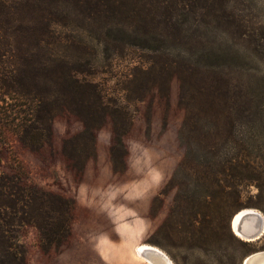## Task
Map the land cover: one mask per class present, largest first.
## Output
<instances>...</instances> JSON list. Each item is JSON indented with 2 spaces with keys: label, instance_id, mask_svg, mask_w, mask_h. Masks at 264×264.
<instances>
[{
  "label": "trees",
  "instance_id": "1",
  "mask_svg": "<svg viewBox=\"0 0 264 264\" xmlns=\"http://www.w3.org/2000/svg\"><path fill=\"white\" fill-rule=\"evenodd\" d=\"M209 5L211 0H0V145L7 131L38 152L52 144L53 120L67 115L81 128L62 139L60 151L80 176L96 158L97 131L109 121L107 156L111 170L121 173L133 118L127 97L141 101L155 92L167 100L175 76L183 154L168 182L175 184L174 202L186 210L175 224L166 215L150 241L160 245L158 237L172 233L189 241L221 240V223L229 232V210H264V156L256 155L253 134L239 130L264 123V91H244L239 75L229 86L214 60L224 50L205 46V32L187 25L203 18ZM130 47L146 52L148 60L132 67L122 102L83 75L94 67L96 48L112 59ZM175 173L184 178L182 188L173 181ZM248 185L256 193L243 201ZM167 190L152 197L149 212L160 208ZM74 205L73 198L0 171V264H27L20 239L27 228L34 229L44 253L67 244Z\"/></svg>",
  "mask_w": 264,
  "mask_h": 264
},
{
  "label": "rangeland",
  "instance_id": "2",
  "mask_svg": "<svg viewBox=\"0 0 264 264\" xmlns=\"http://www.w3.org/2000/svg\"><path fill=\"white\" fill-rule=\"evenodd\" d=\"M202 10L203 18L187 25L205 32L201 35L205 46L213 47L214 51L224 50V54L214 58L222 67L216 70L227 74L229 86L231 77L239 75L244 91H264V0H211V6ZM196 13H201L200 9L196 8ZM144 55L146 52L130 47L110 59L102 57L96 48L94 67L83 76L100 83L108 95H117L125 102L126 79L133 66L147 64ZM179 84L173 76L167 100L155 92L141 101L127 97L133 118L124 137L127 156L126 168L121 173L111 170L107 156L109 121L97 131L96 158L86 162L80 176L67 167L60 151L62 139L81 128L74 118L56 117L52 123V144L38 152L23 147L13 134L4 133L0 171L18 173L39 188L75 201L71 237L59 250L42 252L34 229H25L20 239L26 247L27 264H147L134 252L139 243L158 247L172 264H241L247 255L264 250V231L254 241L241 240L232 232L230 218L236 209L228 211L229 232L221 228L222 223L219 226L221 240L213 237L209 242L189 241L181 233H172L169 238L158 237L160 245L150 241L166 215L175 224L180 212L186 210L180 208L183 204L174 202L175 184L168 182L183 154L177 140L183 117L178 104ZM239 130L253 134L258 144L256 155L264 156V123H251ZM183 179L176 173L173 177L179 188ZM162 188L168 190L161 197L160 208L149 212L150 200ZM243 191L244 201L256 193V188L248 185ZM249 208L256 209L264 218V210Z\"/></svg>",
  "mask_w": 264,
  "mask_h": 264
},
{
  "label": "bare ground",
  "instance_id": "3",
  "mask_svg": "<svg viewBox=\"0 0 264 264\" xmlns=\"http://www.w3.org/2000/svg\"><path fill=\"white\" fill-rule=\"evenodd\" d=\"M239 219V220H237ZM238 221V222H237ZM233 233L235 236L245 241H254L258 235H261L264 231V218L262 214L254 208H243L234 215L233 222ZM155 247L150 244H139L134 248L135 254L143 259L147 264H152L148 257L143 255L144 247ZM153 264H158L154 257H150ZM251 259H243L244 264H251ZM164 264H169L164 262ZM172 264V263H171ZM258 264H264V261L258 262Z\"/></svg>",
  "mask_w": 264,
  "mask_h": 264
},
{
  "label": "water",
  "instance_id": "4",
  "mask_svg": "<svg viewBox=\"0 0 264 264\" xmlns=\"http://www.w3.org/2000/svg\"><path fill=\"white\" fill-rule=\"evenodd\" d=\"M236 213H234L232 215L231 219H230V228H231L232 232H234L233 231L232 222H233L234 215ZM237 220H239V219H237ZM259 237H260V235H258L256 237V239H258ZM142 250H143V255L145 257H148L150 259V261H151L152 264L154 262H152V260H151L150 257H154L157 260V263L158 264H164V262H167V263L171 264V261L164 254V252L162 250H160L156 246L155 247H152V246L144 247ZM248 259H251L250 260L251 264H258V262L264 261V250H259V251L252 252L251 254H249V255L246 256V260H248ZM241 264H244V261L243 260H242V263Z\"/></svg>",
  "mask_w": 264,
  "mask_h": 264
}]
</instances>
